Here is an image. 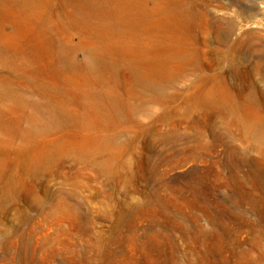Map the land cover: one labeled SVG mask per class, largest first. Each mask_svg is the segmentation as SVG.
<instances>
[{"label": "rangeland", "instance_id": "1", "mask_svg": "<svg viewBox=\"0 0 264 264\" xmlns=\"http://www.w3.org/2000/svg\"><path fill=\"white\" fill-rule=\"evenodd\" d=\"M263 126L264 0H0V264H264Z\"/></svg>", "mask_w": 264, "mask_h": 264}, {"label": "bare ground", "instance_id": "2", "mask_svg": "<svg viewBox=\"0 0 264 264\" xmlns=\"http://www.w3.org/2000/svg\"><path fill=\"white\" fill-rule=\"evenodd\" d=\"M178 19L176 17L170 18L168 20V24H177ZM175 67L174 61L172 59V56H166L161 55L158 58H156L153 62L150 63V71H151V77L149 78H156L158 76H168ZM141 75H139L140 78ZM212 100L216 104H224L228 101V95L227 93L222 89H215L212 91ZM117 105L120 106V102H117ZM245 125H250V118L247 116V119L245 120ZM258 138L260 141L264 142V126L261 130V132L258 135ZM88 142L86 140H77L73 138H67L61 142H59L56 145V148L58 150L68 149V148H75V149H84L87 146Z\"/></svg>", "mask_w": 264, "mask_h": 264}]
</instances>
